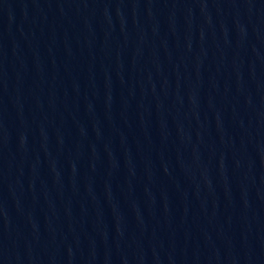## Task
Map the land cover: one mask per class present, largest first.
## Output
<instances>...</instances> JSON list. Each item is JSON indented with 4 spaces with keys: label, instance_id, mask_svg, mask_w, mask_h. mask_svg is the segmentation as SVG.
Segmentation results:
<instances>
[{
    "label": "water",
    "instance_id": "water-1",
    "mask_svg": "<svg viewBox=\"0 0 264 264\" xmlns=\"http://www.w3.org/2000/svg\"><path fill=\"white\" fill-rule=\"evenodd\" d=\"M264 184V0H0V264H225Z\"/></svg>",
    "mask_w": 264,
    "mask_h": 264
}]
</instances>
